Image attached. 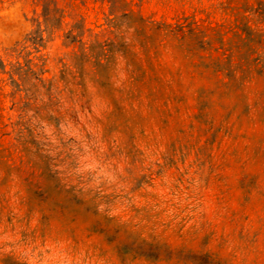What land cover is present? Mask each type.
Wrapping results in <instances>:
<instances>
[{"label": "rangeland", "instance_id": "obj_1", "mask_svg": "<svg viewBox=\"0 0 264 264\" xmlns=\"http://www.w3.org/2000/svg\"><path fill=\"white\" fill-rule=\"evenodd\" d=\"M58 1L67 22L85 24L84 40L114 17L108 1ZM128 1L170 22H222V8L237 3ZM41 11L40 0H0L7 70ZM63 34L33 53L45 54L44 77L56 81L60 57L73 64L76 48ZM132 51L144 64L135 74L121 48L51 94L34 93L32 81L18 89L0 71V264H264V74L201 78L169 38L151 51L152 68ZM134 75L172 83L133 90Z\"/></svg>", "mask_w": 264, "mask_h": 264}, {"label": "trees", "instance_id": "obj_2", "mask_svg": "<svg viewBox=\"0 0 264 264\" xmlns=\"http://www.w3.org/2000/svg\"><path fill=\"white\" fill-rule=\"evenodd\" d=\"M40 1L42 11L33 19L35 28L12 50L17 60L12 63L11 70H7L6 63L0 58V71L9 73L13 85L18 89L21 82L32 81L31 90L34 93L43 89L51 94L60 80L66 84L75 83L78 78L76 72L82 76L87 62L94 59L93 63L97 67L103 66V60L110 62L111 52L121 48L126 57L131 59V65H136L132 70L135 74L144 64L137 61L139 52L132 50L139 47L146 56L148 67L152 68L151 51L168 38L178 41L179 47L192 60L197 71L195 73L201 78L212 73L218 83L220 81L227 85L232 82L244 83L255 74H264V0H237L234 6L230 3L222 8L225 15L222 22L208 21L197 14H185L175 22L156 20L136 11L128 0H101L110 3V15L114 17H106L109 29L96 32L91 40H84L86 28L83 21H66L67 10L59 5L58 0ZM123 27L125 29L121 30ZM59 31L64 32V45L77 49L69 55L73 64L65 61L68 54L60 57L62 67L56 81L44 77L49 71L45 54L33 53L42 52ZM21 57L24 62L20 61ZM73 66L77 67L76 71ZM221 75L223 79H220ZM171 83L158 77L134 75L132 89L144 87L154 93ZM202 92H207V89L203 87ZM3 263L23 264L11 261V257L3 260Z\"/></svg>", "mask_w": 264, "mask_h": 264}]
</instances>
